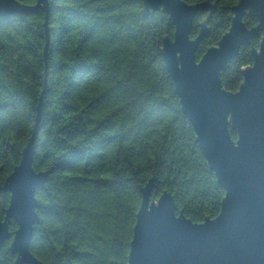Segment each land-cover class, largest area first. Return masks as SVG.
Listing matches in <instances>:
<instances>
[{
	"label": "trees",
	"instance_id": "1",
	"mask_svg": "<svg viewBox=\"0 0 264 264\" xmlns=\"http://www.w3.org/2000/svg\"><path fill=\"white\" fill-rule=\"evenodd\" d=\"M183 1L215 6L196 51L200 59L228 30L239 0ZM207 17L196 14L190 38ZM243 22L257 23L249 14ZM44 23L41 10L0 21V186L20 162L41 102L32 167L47 177L35 192L31 253L43 264H127L140 188L152 177L150 201L167 191L192 222L215 218L224 190L162 58L163 38L174 33L167 14L145 13L141 0H49L46 58ZM251 63L250 46L241 47L221 72L222 88L237 91ZM9 198L0 191V218ZM16 228L11 221L10 233ZM10 242L0 264L15 260Z\"/></svg>",
	"mask_w": 264,
	"mask_h": 264
},
{
	"label": "water",
	"instance_id": "2",
	"mask_svg": "<svg viewBox=\"0 0 264 264\" xmlns=\"http://www.w3.org/2000/svg\"><path fill=\"white\" fill-rule=\"evenodd\" d=\"M145 13L161 10L174 27L164 37L161 54L172 79L181 110L188 118L208 168L224 190L218 215L194 223L177 211L174 197L164 191L150 201L155 178L140 188L141 202L133 227L127 264H264V0H239L230 8L228 30L215 46L196 57L208 32L215 6L209 1L187 4L183 0H141ZM49 0L24 5L0 0V21L14 14L41 10L45 15V48ZM199 11L208 17L190 38ZM256 18L248 28L243 17ZM261 33L258 47L252 44ZM250 46L252 63L242 70L235 92L222 88L221 72L235 61L241 47ZM41 118V102L32 137L21 159L6 177L0 191L9 192V204L0 218V250L11 238L13 264H43L30 251L33 227L38 221L35 192L47 177L32 167L33 142ZM229 128L235 131L233 140ZM17 228L10 233L9 224Z\"/></svg>",
	"mask_w": 264,
	"mask_h": 264
}]
</instances>
